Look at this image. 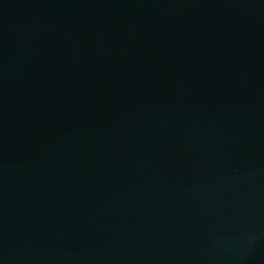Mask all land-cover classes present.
<instances>
[{
  "label": "water",
  "instance_id": "1",
  "mask_svg": "<svg viewBox=\"0 0 264 264\" xmlns=\"http://www.w3.org/2000/svg\"><path fill=\"white\" fill-rule=\"evenodd\" d=\"M0 264H264V0H0Z\"/></svg>",
  "mask_w": 264,
  "mask_h": 264
}]
</instances>
